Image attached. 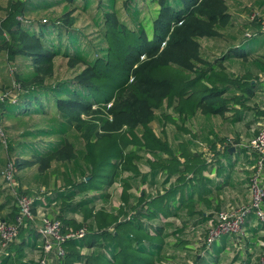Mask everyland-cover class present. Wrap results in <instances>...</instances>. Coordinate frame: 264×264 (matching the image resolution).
Listing matches in <instances>:
<instances>
[{
  "label": "trees",
  "instance_id": "trees-1",
  "mask_svg": "<svg viewBox=\"0 0 264 264\" xmlns=\"http://www.w3.org/2000/svg\"><path fill=\"white\" fill-rule=\"evenodd\" d=\"M64 1L89 15L99 32L98 47L83 43L82 33L71 28L75 19L68 6L61 13L63 21L18 18ZM227 2L15 0L7 6L0 22V55L11 61L19 57L30 70L15 71L21 90L16 100L0 101L4 136H0V177L12 160L19 189L27 194L20 173L36 167L29 183L44 187L36 193L52 188L47 192L59 203L51 218L62 222L63 231L86 227L83 239L66 242L60 264H182L178 254L162 251L167 216L173 213L177 193L181 207L189 210L193 193L207 192L203 171L220 163V155H229L230 147L224 139L218 144L202 143L213 155L206 161L202 153H191L185 140L175 151L161 135L164 127L168 124L190 135L186 122L197 112L224 118L233 112L236 122L252 110L250 124L261 122L263 115L254 97L264 92V51L260 53L264 49L245 47L246 38L231 44L230 36L229 44L211 56L200 44L201 40L226 39L232 22ZM257 6H264V0ZM249 22L255 28L262 20ZM61 57L71 66H82L80 72L55 85L46 84L55 60ZM93 106L102 107V116L81 118ZM154 122L161 127L160 133L153 128ZM10 129L18 132L8 136ZM145 161L148 173L140 170ZM52 179L61 182L58 189ZM116 183L121 187V205L94 211L98 201H109V189ZM146 184L149 192L139 189ZM8 200L15 215L16 204ZM65 211L81 212L84 223L64 219ZM209 216L185 222L192 221L194 230L197 227L199 234L206 235L204 226L215 215ZM258 227L264 229L261 223ZM206 237L200 247L210 260L197 255L184 264H218L211 253L215 241L207 246ZM187 243L178 237L174 245L183 248L185 257L191 250ZM83 248L88 249L85 255L80 252Z\"/></svg>",
  "mask_w": 264,
  "mask_h": 264
},
{
  "label": "crops",
  "instance_id": "crops-1",
  "mask_svg": "<svg viewBox=\"0 0 264 264\" xmlns=\"http://www.w3.org/2000/svg\"><path fill=\"white\" fill-rule=\"evenodd\" d=\"M60 6V13H62L64 6H68L69 10H71L72 13L73 11L78 10L74 9L73 6V8L70 9L71 5H69L68 1L62 2L59 6H56L54 8ZM260 9H262L260 12L262 15L260 16L264 17V6H260ZM42 12L43 11H40V13ZM40 13H35L31 16L39 15ZM247 20L250 21L249 19ZM248 21L246 25L239 26L243 28L247 27L248 25H252ZM247 31L250 32L249 30ZM252 33H254V35L257 34L256 32ZM232 37L234 38L232 39L233 41H229L231 44H237L240 41L236 32H233L231 38ZM206 41H208L209 43L211 42L207 46V50L211 51L212 49V52H210V55L212 54L211 56L217 55L219 51L217 53L216 49L221 50L225 45L219 42V40ZM218 44L221 45L216 48L215 46H217ZM263 51L264 50L260 51V53ZM254 103L258 108H261L264 105V92H258L256 94V96L254 97ZM254 112L255 111L250 110L245 115H242V120H238L236 122L232 121L233 112L227 113L225 115V118L221 116H203L201 113L197 112L194 117L191 118V120L186 122V128L190 131V135H187L185 132L178 131L176 129L173 130L172 127L168 124L164 127L165 132L161 133V135L171 143L175 151L178 148V143L185 140L189 144L191 153H194V151L202 153V158L207 161L208 152L207 150L203 149L199 143L201 142L209 144L212 142H216L218 144L219 139L228 140V137H233L238 140L239 136L241 135H243V137L248 140V142H250V139L257 133L259 128L258 124L260 123V121L257 123V120H255L256 122L250 124V120L253 119ZM152 126L156 130V133L161 132V127L159 126V124H157V122L152 123ZM242 126H245L247 130L242 131ZM250 126H252V129H249ZM254 126H257V128H255ZM229 147V155L221 154L220 163L216 161L214 166H208L202 173V177L206 181L207 192L200 193L201 196H197V192L196 194L194 192L190 197V199H192L193 201V206L189 210L186 207H181V203L179 202L178 198L179 194L177 193V196L175 197L173 202V213L167 216V222L166 224H164L163 228V235H165L166 238L162 251L178 254V258L179 260H181L182 264H184L183 262L188 258L193 260V254H195V257L197 255L200 258L205 257L206 262L210 260V256L207 255V253H203V251L201 252L203 254L197 253V251L200 252V249H198L199 244L195 242L196 240L185 238V236L188 235H192L193 238H196L197 234L199 233L197 231V227L194 230L192 225H190L192 221L185 222V220L189 218L190 220H199L202 216L210 217V214H215V212L222 210L225 207L227 208L231 203H233V201L235 200L234 195L248 197L247 177L251 173V167L255 162V155L248 148L234 146ZM232 147L233 150L230 152V149H232ZM179 159L183 161V158L179 157ZM140 170L142 172L148 173L150 171L149 163L145 161V163L140 166ZM34 174H36V167L27 168L20 173V175L23 176L22 189L28 191V193L32 197L37 196L35 194H37L36 192L38 191V189L41 190L42 188H44L42 187V185L39 186L31 181L29 183V180L33 178ZM51 182L53 183V185H56L55 189H58L61 185V182H59L58 179H52ZM262 184L264 185V182H262ZM3 185L4 184H2V177H0V220L9 222L14 218V215L11 214L13 210L11 207L12 204L9 203L8 200L10 198L12 199V197L9 196L10 194L4 193L2 191ZM116 185L118 184L116 183L109 189L110 196L108 199L109 201L105 203L106 205L103 203V201H98L95 204L94 211H98L103 207L109 210L112 207H116L118 205L117 204L115 206V203L112 200V194L110 193L111 189L116 187ZM142 187H145L146 192H149V186L147 184L139 185V189L142 190ZM51 189H47V191L52 192L53 189ZM188 189L189 187L184 188L186 192L188 191ZM47 191H41L40 200L34 201V209L43 210L47 216L54 217L55 212H57L56 206H58L59 203L57 201H54L50 193ZM135 191L136 190L133 189L131 192L135 193ZM151 194H156L155 190L151 192ZM189 195L190 194L188 193L185 194V196H188V198ZM192 213L194 214L193 217L191 216ZM62 215L64 219H69L79 224L84 223L83 215L81 214V212L65 211V213H63ZM155 222L157 223L156 220L154 221V223ZM258 223L259 222L256 216L252 214L247 218L245 222L244 231L246 235L242 239H236L235 236L231 235H223L215 240V243H213V246H211V253L214 257H217L218 264L259 263V256L262 249L261 243L264 242V229H260L258 227ZM207 226L208 222L204 226L205 229H207ZM178 237L188 242L187 245H185L186 247L191 248V250L188 251V257H185V254L183 253V251H181L183 248L181 249V247L177 248L174 246ZM41 244L42 240L37 233L36 226L32 222H28L24 225V227L20 229L17 238L10 245L7 254L1 258L2 260L0 261V264H5V261L8 262L7 264H28L29 262L37 264V250L41 246ZM192 250L194 251V253ZM80 252L81 254L85 255L88 252V249L83 248ZM49 257V264H60L62 261L61 257H58L56 255L55 251L49 253Z\"/></svg>",
  "mask_w": 264,
  "mask_h": 264
},
{
  "label": "built area",
  "instance_id": "built-area-1",
  "mask_svg": "<svg viewBox=\"0 0 264 264\" xmlns=\"http://www.w3.org/2000/svg\"><path fill=\"white\" fill-rule=\"evenodd\" d=\"M255 18H257V15L253 13L249 20L252 21ZM260 28H262L261 33L264 35V18ZM253 35L254 33L247 31L245 38L248 39ZM7 98L8 95H3L0 97V101L5 102ZM261 111L263 115L261 122L258 124V131L250 139L247 146L255 155V163L251 167L252 173L248 183L250 201L236 208L228 207L215 213V217L208 221L205 240L207 246L223 235H231L235 236L236 239H242L246 235L244 231L245 222L252 214L256 216L259 223L264 225V187L262 186L264 173V105ZM0 136L3 137L1 128ZM3 143H5L4 140ZM199 144L206 150L205 145ZM207 152V160L211 161L213 155L209 151ZM1 175L4 187L15 202L17 211L12 222L0 220V261L7 254L20 229L28 222L34 223L42 240V244L37 250V264H49V253L52 251H55L58 257H62L64 255V245L67 241L83 239L86 233L85 226L78 229L70 227L63 231V225L60 220L47 216L43 210L34 209V201L40 200V196L32 197L30 194L20 191L16 181L15 165L12 160H8ZM261 246L258 264H264V242L261 243ZM163 264L170 263L165 262Z\"/></svg>",
  "mask_w": 264,
  "mask_h": 264
},
{
  "label": "rangeland",
  "instance_id": "rangeland-1",
  "mask_svg": "<svg viewBox=\"0 0 264 264\" xmlns=\"http://www.w3.org/2000/svg\"><path fill=\"white\" fill-rule=\"evenodd\" d=\"M12 1H15V0H0V22L4 19L6 8ZM262 1L263 0H228V2H227L228 10L230 11L231 17L233 20H232V24L225 31V38L226 39H224V40L219 39V42H221L223 44L228 42L229 37L233 35V32H236L240 41H242L245 39V35H244L245 32L247 33V30H249L250 32H256L257 34L253 35L252 38H248V39L246 38L245 39L246 42H245L244 46L245 47H256V48L262 47V49H264V35L261 33L262 28H260V26L255 27V28L251 27L250 25H248L247 27H243V28L240 27L241 25L247 24V21H248L247 19H249L253 13H256L257 18H261V20L264 18V17L260 16V15H262L260 13L262 9H260V7L257 6ZM72 8L73 7L71 6L70 9H72ZM60 12H61V6L54 8V9H51V10H48V11H43L39 15L25 16L23 18H20V17H18V18L21 20L23 19L24 21L35 20L36 22H42V20L45 21L44 19H46L48 21L49 20L57 21V20L61 19L63 21V19L61 18ZM122 13H123V11H122ZM72 14H73L72 15L73 18L75 19V22L73 23L71 28H73L77 31H80V33H82L83 43H87V44L90 43L93 46L97 45V47H98L99 44H97L98 42L96 39H98L99 32H97L96 29L94 28V26L92 25L91 18L89 17V15L86 13H83V11H81V10H75V11H73ZM210 43L206 40L200 41L201 47L204 48L205 50H207V46ZM220 45L221 44H218L215 47L217 48ZM213 51H215V50H213ZM216 51L218 53V51H221V50L216 49ZM210 52H212V49ZM26 64H27V62L23 61L19 57H17L14 61H11L7 58L6 55H0V97L3 95H8V98L6 100L11 101V102L16 100V98L18 97V93L21 92V90H20V85L16 81V78H15V71L19 72V73L28 72L30 70V68H28V66H27L28 64L27 65ZM81 68H82V66H79V65L71 66L68 63L67 59L64 57L58 58L55 60V66L53 69L54 73L52 76L46 78V84L55 85L56 83H60L66 79H70L73 76H75V74H78L80 72ZM102 113H103V109L101 106L100 107L93 106L92 109L90 110V112L82 114L81 118H83L86 121L93 120V119L95 120L96 118H99L100 116H102ZM33 121L39 122L40 118L34 117ZM8 123L9 122L7 121V123L5 125H7ZM251 127L252 126H250L249 129ZM254 127L257 128V126H254ZM258 127H259V125H258ZM1 129H3V128H1ZM244 130H247V128L245 126H242V131H244ZM8 131H6V134L8 136H9V134L14 136L18 132L15 129H10L11 132H8ZM3 138H4V136H3ZM224 141H225V144L227 146L244 147V148H247L248 143H249L248 140H246L243 137V135L239 136L238 140L233 138V137H228V140L224 139ZM3 156L4 157L6 156V155H4V152H3ZM262 186L264 187L263 184H262ZM142 189L145 190V187H142ZM110 193L112 194V200L114 201L115 206L117 204L119 205V202L121 203V200L119 199V196L121 193V187H119V185H116V187L111 189ZM35 195L41 196V192H38ZM234 197H235V200L233 201V203H231L228 206L229 208H231V207L236 208L242 204H247L250 201L249 200L250 199L249 198L250 197L249 191H248V197L247 196H240V195L239 196L234 195ZM224 209H226V207ZM224 209H222V210H224ZM213 215H215V214H213ZM205 237H206V235L204 232H203V234L198 233L196 238H193L192 235L185 236V238H187V239L196 240L195 242L199 244L198 249H200V252L197 251L198 254H200L203 251L200 246L203 243V240L205 239ZM216 243H218V242H216ZM193 253H194V251H193ZM201 254H203V253H201ZM194 257H195V254H193V258ZM182 259H183V257H182ZM179 262L181 263V260H179L178 263ZM163 263H165V262H162L161 264H163Z\"/></svg>",
  "mask_w": 264,
  "mask_h": 264
},
{
  "label": "water",
  "instance_id": "water-1",
  "mask_svg": "<svg viewBox=\"0 0 264 264\" xmlns=\"http://www.w3.org/2000/svg\"><path fill=\"white\" fill-rule=\"evenodd\" d=\"M233 150V147H232V149H230V152Z\"/></svg>",
  "mask_w": 264,
  "mask_h": 264
}]
</instances>
